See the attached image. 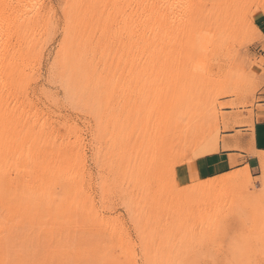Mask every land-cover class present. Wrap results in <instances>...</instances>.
<instances>
[{
  "label": "rangeland",
  "instance_id": "obj_1",
  "mask_svg": "<svg viewBox=\"0 0 264 264\" xmlns=\"http://www.w3.org/2000/svg\"><path fill=\"white\" fill-rule=\"evenodd\" d=\"M5 1L0 44L15 47L26 71L12 92L20 117L37 112L31 127L23 121L31 135L42 130L40 157L74 145L83 181L74 193L58 187L59 199L40 201L21 228L14 217L0 264H264V152L254 142L264 0H157L146 31L123 16L131 0ZM218 150L254 153L258 168L233 165L220 175L236 178L210 191L227 175L207 180L200 164Z\"/></svg>",
  "mask_w": 264,
  "mask_h": 264
},
{
  "label": "bare ground",
  "instance_id": "obj_2",
  "mask_svg": "<svg viewBox=\"0 0 264 264\" xmlns=\"http://www.w3.org/2000/svg\"><path fill=\"white\" fill-rule=\"evenodd\" d=\"M8 1V0H7ZM18 1V0H17ZM20 1V0H19ZM80 1V0H77ZM87 1V0H86ZM109 1V0H108ZM121 1V0H120ZM124 1V0H123ZM206 1V0H205ZM76 2V0L74 1ZM85 2V1H80ZM80 2H76V3H80ZM95 2V0H90V3ZM111 2V1H110ZM122 2V1H121ZM157 0H131V6L127 7V9L129 8V11L126 10H122L123 12L125 11L126 13L128 12V14H124V18L126 16V21L129 22L130 25H132L131 27L136 28V30L138 29L139 25H144V30L146 31V29H148L147 27L149 25H151V22L153 21L152 18V11L154 10V8H159L156 7L157 5H159L157 3ZM162 2V1H161ZM160 3V5L164 8L165 6L169 5L168 2H162ZM7 2L5 0H0V27H3L4 24H6V22H4L6 20L7 17V13L5 12V7L7 6L6 4ZM15 3V2H14ZM75 3V5H76ZM97 3V2H96ZM112 3L115 4L114 0H112ZM174 3V2H173ZM193 3V2H192ZM21 4V3H20ZM117 4V2H116ZM115 4V5H116ZM179 4V3H178ZM189 4V3H188ZM204 4V3H203ZM11 5V4H10ZM74 5V4H73ZM79 5V6H78ZM77 6L81 8L80 4H78ZM85 5V4H84ZM92 5V4H90ZM95 6V5H94ZM97 6V5H96ZM111 6V4H110ZM125 7V5H123ZM181 6V5H180ZM179 6V7H180ZM187 6V5H186ZM192 6V5H191ZM201 6V5H200ZM208 6V5H207ZM75 7V6H74ZM73 7V8H74ZM93 7V6H91ZM122 7V6H121ZM161 7V8H162ZM202 7L205 8L204 5H202ZM216 7V6H215ZM77 8V9H80ZM90 8V7H89ZM120 8V7H119ZM193 8V6H192ZM91 9V8H90ZM93 9V8H92ZM112 9V8H111ZM116 9V6H115ZM114 9V11H116ZM123 9V8H122ZM160 9V8H159ZM187 9V8H186ZM118 10V9H117ZM214 10V9H213ZM23 11V10H22ZM81 11V9H80ZM90 11V10H89ZM112 11V10H111ZM194 11V10H193ZM18 12V10H17ZM109 12V10H108ZM117 12V11H116ZM121 12V11H120ZM198 12V10H197ZM20 13V12H19ZM85 13V12H84ZM111 14H114V12H110ZM119 13V12H118ZM116 13V14H118ZM9 14V13H8ZM18 14V13H16ZM110 14V15H111ZM116 14H114V16H116ZM120 14V13H119ZM10 15V14H9ZM11 16V15H10ZM17 16V15H16ZM91 16V15H90ZM191 16V15H190ZM36 17V16H35ZM84 17V16H83ZM87 17V15H86ZM85 17V18H86ZM198 17V16H197ZM40 18V17H39ZM89 18V17H88ZM114 18V17H112ZM200 18V16H199ZM203 18V17H202ZM30 19V18H29ZM118 19V18H117ZM42 20V19H41ZM29 21V20H28ZM27 21V22H28ZM93 21V20H92ZM97 21V20H96ZM95 21V22H96ZM123 21V20H122ZM198 21V20H197ZM4 22V23H3ZM9 22V21H8ZM91 22V21H89ZM200 22V21H199ZM12 23V22H10ZM17 23V22H16ZM31 23V22H30ZM38 23V22H37ZM92 23V22H91ZM103 23V22H102ZM124 23V22H123ZM126 23V22H125ZM15 24V23H14ZM120 24V23H119ZM127 24V23H126ZM7 25V24H6ZM10 25V24H9ZM31 25V24H30ZM40 26V25H39ZM123 26V25H122ZM13 27V26H12ZM11 28V27H10ZM77 28V27H76ZM108 28V27H107ZM133 28V29H134ZM9 29V27L7 28ZM110 30V29H109ZM108 30V31H109ZM106 30H104L105 32ZM1 32V31H0ZM6 32V31H5ZM102 32V31H101ZM136 34V33H135ZM1 35V34H0ZM86 35V34H85ZM108 35V34H107ZM73 36V35H72ZM157 35H153L152 37H156ZM3 37V35H2ZM138 39L141 40V38L146 39L147 36L146 34L144 35H137L136 36ZM108 38V36H107ZM135 38V37H134ZM22 39V38H21ZM2 40V38H1ZM4 40V39H3ZM139 40V41H140ZM86 41V40H85ZM8 41H3L2 44H0V235L3 234L4 232H11V228L14 227V221H17V218H19V223L16 224V228H21L23 223L30 220L31 218H29L28 216L31 215L33 209L38 206V203H40V201L43 200H49V201H57V197H56V189L59 188H65L66 190H70L71 193L73 191H77L78 186H79V180L81 178V174L78 173V168L77 167V159H76V155L74 153V145L73 146H69L66 149H62L60 148H55V146H53V148H48L47 149H42L43 155L40 157L38 152H41V150L39 151V149L36 145L38 144V146H40L39 144L42 143L43 138L41 137V131L39 132L37 131V133H35L33 131V135H31V133H29L30 128H28L26 125H24V121L23 120H33L35 119V116L37 115L36 113H34L35 115H30V110L26 112L25 117H23L21 119L20 114L21 112L24 110V108H22V104L23 101H21V96L20 94L17 96H13L12 92H14V90L19 89L20 86L23 84L25 85V80L23 81L22 78H25L23 75L26 71H23L24 69H19V67L15 66V63L17 60H19L21 58V56L19 55L18 58H16V52L15 47L11 46V44L7 43ZM21 42V41H20ZM19 42V43H20ZM136 45L138 44V47L140 46L138 41H135ZM85 43V42H84ZM95 49V48H94ZM18 55V54H17ZM135 55V54H134ZM150 65V64H149ZM153 67V66H152ZM69 69V68H68ZM66 69V70H68ZM111 69V68H110ZM109 69V70H110ZM65 70V71H66ZM73 70V69H72ZM90 72H92V75L94 74V71H91V69H89ZM82 71V70H81ZM88 71V68L86 69V72ZM108 71V70H107ZM112 71V70H111ZM71 72V71H70ZM74 72V71H73ZM97 72V71H96ZM102 71H100L101 73ZM106 72V71H105ZM132 72V71H131ZM76 73V72H75ZM99 73V71L97 72ZM95 73V74H97ZM104 73V70H103ZM68 74V73H67ZM77 74V73H76ZM90 74V73H89ZM94 74V75H95ZM69 75V74H68ZM81 75V72H80ZM102 75V73H101ZM105 75L106 78V74ZM27 76V75H26ZM73 76V75H72ZM75 76V75H74ZM79 76V75H78ZM81 77V76H80ZM84 77V76H83ZM86 77V76H85ZM94 77V76H93ZM103 76H101L102 78ZM72 78V77H71ZM75 78V77H74ZM96 79V77H94ZM82 79V78H81ZM87 79V78H86ZM89 78L87 81V84L90 85L89 82ZM100 80V79H99ZM105 79H103L104 82ZM23 81V83H22ZM83 81V80H80ZM85 81V78H84ZM94 81V80H93ZM98 80H96L95 82H97ZM86 82V81H85ZM83 82V83H85ZM81 82L82 85H85ZM99 83V82H98ZM97 83V84H98ZM96 84V83H95ZM97 84L95 87H97ZM102 84V83H101ZM77 85V84H75ZM94 85V84H93ZM74 86V85H72ZM87 86V85H86ZM75 88H79V83L78 86H74ZM82 87V86H81ZM85 87V86H84ZM81 90H83V87L80 88ZM88 89V86H87ZM87 89H85L86 91H88ZM92 89V88H91ZM93 90V89H92ZM19 91V90H18ZM85 91V95H88V92L86 94ZM24 92V91H23ZM80 90L78 89V94H79ZM10 94L12 96H10ZM25 92L23 93V97H26V95H24ZM83 94V93H80ZM22 95V94H21ZM12 98V100H10V97ZM80 96V95H78ZM100 96V95H99ZM28 97V96H27ZM76 97V95H75ZM83 97V96H82ZM80 96V99L82 98ZM85 97V96H84ZM90 97V94H89ZM101 97V96H100ZM74 98V97H73ZM91 98V97H90ZM89 98V99H90ZM25 100H27L26 98H24ZM78 99V98H77ZM23 100V99H22ZM82 100V99H81ZM10 101H12L13 105L16 106L12 107L13 105L10 104ZM28 101V100H27ZM74 101V100H73ZM87 102V100H85ZM90 101V100H89ZM93 101V100H92ZM25 102V101H24ZM86 102H84L83 104H85ZM80 103V102H79ZM26 104V103H25ZM29 104V103H27ZM32 104V103H31ZM76 104V103H75ZM12 105V106H10ZM78 105V104H77ZM24 106V105H23ZM86 106V105H85ZM84 106V107H85ZM18 107V108H17ZM28 107V105L26 106ZM32 107V106H31ZM83 108V105H82ZM26 109V108H25ZM33 109V108H31ZM32 112V111H31ZM40 112V111H39ZM46 112V111H45ZM32 114V113H31ZM26 115H28V117H26ZM39 115V114H38ZM104 115V114H102ZM22 116V115H21ZM45 116V115H44ZM57 118V117H56ZM25 121V122H26ZM27 121V123H29V127L30 126V122ZM35 122V121H34ZM33 122V123H34ZM36 123V122H35ZM38 123V122H37ZM40 123V122H39ZM32 124V122H31ZM40 126V125H39ZM42 126V125H41ZM68 126V125H67ZM38 127V125L36 126ZM35 127V128H36ZM45 127V126H43ZM34 128V126H33ZM32 128V129H33ZM73 128V127H72ZM176 129H178V127H175ZM29 129V130H28ZM38 129V128H37ZM70 129V128H69ZM165 132L169 130V127L164 128ZM51 130V128H50ZM74 130V128H73ZM31 131V130H30ZM45 131V130H44ZM48 132H50L49 130H47ZM46 132V131H45ZM48 132H46L47 135ZM52 132V131H51ZM67 132V131H66ZM69 132V131H68ZM72 132V131H71ZM74 132V131H73ZM78 132V131H77ZM30 134V135H29ZM45 134V135H46ZM52 134V133H51ZM79 133H77L78 135ZM167 134L169 135L170 132ZM44 135V133H43ZM68 135V134H67ZM76 135V133H75ZM165 135V134H164ZM166 135V136H168ZM51 136V135H50ZM105 136V135H104ZM164 136V137H166ZM101 137V136H100ZM52 138V137H51ZM62 138V137H61ZM78 138V137H77ZM66 139V138H65ZM105 140V138H103ZM102 139V140H103ZM112 139V138H111ZM52 140V139H49ZM76 140V138H75ZM70 142V138L68 140ZM67 141V144H68ZM55 142L54 138L52 141ZM61 142V141H60ZM79 142V141H78ZM57 143V141H56ZM62 143V142H61ZM81 143V142H80ZM79 145L81 146L82 143ZM64 144V143H63ZM66 144V143H65ZM49 146L50 141H49ZM55 145V143H54ZM62 145V144H61ZM77 145V144H76ZM75 145V148H76ZM36 146V147H35ZM57 146H59L57 144ZM67 146V145H66ZM65 147V146H64ZM81 148L77 149V151L80 153ZM76 151V153H77ZM80 155V154H79ZM203 155H205L203 153ZM105 158V157H104ZM80 160L82 159L81 157L79 158ZM78 159V160H79ZM78 168V169H77ZM82 169V168H81ZM247 171H249L248 166L246 167ZM83 170V169H82ZM84 172V170H83ZM82 172V173H83ZM85 173V172H84ZM236 174H231V175H227L226 177L217 179L213 184H211L209 186V190L210 191H214L217 189V187L221 186L222 184L228 183L230 181H232L233 179L236 178L235 176ZM85 179V178H83ZM83 181V180H82ZM87 181V180H86ZM91 181V179H90ZM81 182V181H80ZM85 182H83L84 184ZM85 185V184H84ZM81 185V186H84ZM81 188H85V187H81ZM80 190V188H79ZM85 190V189H84ZM59 191V190H58ZM69 191V192H70ZM61 193V192H59ZM65 193V192H64ZM67 193V192H66ZM84 193V192H83ZM58 194V193H57ZM86 194V193H85ZM73 195V194H72ZM83 195V194H82ZM71 196V195H70ZM75 196V195H74ZM80 196V195H79ZM83 196H88L87 195H83ZM60 197V196H59ZM81 197V196H80ZM89 197V196H88ZM77 198V197H76ZM75 198V199H76ZM82 198V197H81ZM84 198V197H83ZM91 197H89L88 199H90ZM71 200V198H70ZM79 201L81 199H78ZM77 200V201H78ZM86 201V200H85ZM76 202V201H75ZM58 203V202H57ZM65 203V202H64ZM74 203V202H73ZM77 203V202H76ZM81 203V202H80ZM87 203V202H86ZM92 199L91 202L89 204H92ZM78 204V203H77ZM84 204V203H83ZM88 204V205H89ZM95 204V203H94ZM56 205V204H55ZM73 205V204H72ZM96 205V204H95ZM41 206V205H40ZM60 206V205H59ZM66 206V205H65ZM84 205H81V207ZM86 206V205H85ZM92 206H94L92 204ZM91 206V207H92ZM96 207V206H94ZM93 207V208H94ZM42 208V207H41ZM60 208V207H59ZM87 208V206H86ZM57 210V209H56ZM61 210V209H60ZM80 210V209H79ZM87 210V209H84ZM96 210V209H95ZM48 211V210H47ZM94 211V210H93ZM42 212V211H41ZM40 212V213H41ZM56 212V211H55ZM58 212V210H57ZM97 212V211H96ZM96 212H94L96 215ZM39 213V212H38ZM48 212H46L47 214ZM50 213V212H49ZM66 213V212H65ZM64 213V215H65ZM76 212H73V214ZM93 213V212H92ZM92 213H90L92 215ZM54 214V213H53ZM57 214V213H56ZM71 214V212L69 213ZM69 214L67 215L69 217ZM34 215V213H33ZM33 215L31 217H33ZM52 215V214H51ZM61 213L58 215L60 216ZM72 215V214H71ZM81 215V214H80ZM89 215V212H88ZM88 216V217H91ZM17 216V218H16ZM36 216H38V214H36ZM40 216V215H39ZM50 216V214H49ZM62 216V215H61ZM65 215V217H67ZM97 216V215H96ZM14 217L16 218L14 220ZM42 217H44L42 215ZM53 217V216H52ZM51 217V218H52ZM55 219L59 220L60 218L57 216H54ZM71 217V216H70ZM72 217H74L72 215ZM72 217L70 219H72ZM49 218V217H48ZM50 218V219H51ZM78 218V217H77ZM96 218V217H95ZM35 219V218H34ZM40 219V218H39ZM54 219V218H53ZM92 218H90L91 220ZM47 221V220H46ZM50 222L53 220H49ZM62 222L64 221L61 220ZM67 221V220H66ZM60 222V221H59ZM27 223V222H26ZM48 223V222H46ZM59 224V223H58ZM57 224V226H59ZM62 224V223H61ZM63 225V224H62ZM60 227V226H59ZM99 227V226H97ZM65 228V227H64ZM71 228V227H70ZM45 229V228H44ZM67 228H65L66 230ZM69 229V228H68ZM75 229V228H74ZM101 229H103L101 227ZM100 229V230H101ZM111 229V228H110ZM58 230V229H57ZM63 230V229H61ZM57 232V231H56ZM99 232V231H98ZM62 231H59V234H61ZM43 234V233H42ZM57 238V237H56ZM102 243V242H101ZM139 259V258H138ZM8 262V261H7Z\"/></svg>",
  "mask_w": 264,
  "mask_h": 264
},
{
  "label": "crops",
  "instance_id": "obj_3",
  "mask_svg": "<svg viewBox=\"0 0 264 264\" xmlns=\"http://www.w3.org/2000/svg\"><path fill=\"white\" fill-rule=\"evenodd\" d=\"M255 124H254V142L255 150L257 152H264V111L255 112ZM220 150V148H219ZM215 152L203 159L200 166L203 171V175L208 178L211 175H220L231 171L233 165L241 163L237 167H247L249 171L258 168V157L254 153H238V152ZM228 174L220 175L214 178L223 177Z\"/></svg>",
  "mask_w": 264,
  "mask_h": 264
}]
</instances>
